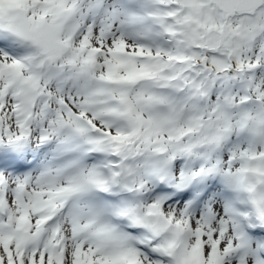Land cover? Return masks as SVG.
I'll return each mask as SVG.
<instances>
[{
	"label": "snow or ice",
	"instance_id": "6c2138e0",
	"mask_svg": "<svg viewBox=\"0 0 264 264\" xmlns=\"http://www.w3.org/2000/svg\"><path fill=\"white\" fill-rule=\"evenodd\" d=\"M0 264H264V0H0Z\"/></svg>",
	"mask_w": 264,
	"mask_h": 264
}]
</instances>
